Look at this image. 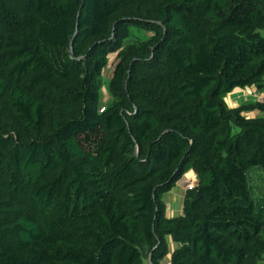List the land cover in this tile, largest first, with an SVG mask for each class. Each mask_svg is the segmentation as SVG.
Segmentation results:
<instances>
[{
    "label": "trees",
    "instance_id": "1",
    "mask_svg": "<svg viewBox=\"0 0 264 264\" xmlns=\"http://www.w3.org/2000/svg\"><path fill=\"white\" fill-rule=\"evenodd\" d=\"M263 78L264 0H0V264H260Z\"/></svg>",
    "mask_w": 264,
    "mask_h": 264
},
{
    "label": "rangeland",
    "instance_id": "2",
    "mask_svg": "<svg viewBox=\"0 0 264 264\" xmlns=\"http://www.w3.org/2000/svg\"><path fill=\"white\" fill-rule=\"evenodd\" d=\"M153 35V31H147L140 29L139 27L131 24L130 25V35L126 38L121 48L127 49L132 47H139L144 41L149 39ZM119 49L116 52H112L108 55L106 65L103 67L100 75V105H106L113 99V95L110 90V79L113 75L114 66L119 59L121 52ZM191 173V170L189 171ZM186 173H184L171 187V189L163 196V200L165 202V214L167 216H173L182 211V200L187 187L185 182L187 181ZM197 181V180H196ZM195 182H190L191 184H196ZM167 239V253L162 259V264H168L170 252L175 247V244L169 235L166 236ZM149 246L145 244L142 248V263L150 264L149 261ZM262 263V261H261Z\"/></svg>",
    "mask_w": 264,
    "mask_h": 264
},
{
    "label": "crops",
    "instance_id": "3",
    "mask_svg": "<svg viewBox=\"0 0 264 264\" xmlns=\"http://www.w3.org/2000/svg\"><path fill=\"white\" fill-rule=\"evenodd\" d=\"M263 82H264V78H263ZM263 89H264V86L259 87L256 84H250V85H245V86H235L230 91H228L227 93L223 95V100L229 107H235L246 101H257V97L262 92ZM242 112L247 116H255V115H260L262 113V110H260L258 107H253V108L245 109ZM190 170H191V173H189ZM185 173H186L185 176L187 178V181L185 182V184L190 183L192 181L195 182L197 180V176L193 169H189ZM174 244L175 246H177V243L174 242ZM169 258H170V255H169ZM261 261L262 263L260 262V264H264V257Z\"/></svg>",
    "mask_w": 264,
    "mask_h": 264
},
{
    "label": "built area",
    "instance_id": "4",
    "mask_svg": "<svg viewBox=\"0 0 264 264\" xmlns=\"http://www.w3.org/2000/svg\"><path fill=\"white\" fill-rule=\"evenodd\" d=\"M257 101H259L263 107L262 111H264V89L262 90V92L258 95L257 97ZM104 106H100V110L103 108ZM194 184H191V183H188L187 184V187L190 188L192 187Z\"/></svg>",
    "mask_w": 264,
    "mask_h": 264
}]
</instances>
